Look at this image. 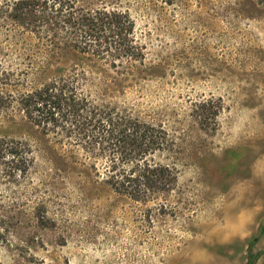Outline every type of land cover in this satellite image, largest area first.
<instances>
[{
	"label": "rangeland",
	"instance_id": "1",
	"mask_svg": "<svg viewBox=\"0 0 264 264\" xmlns=\"http://www.w3.org/2000/svg\"><path fill=\"white\" fill-rule=\"evenodd\" d=\"M15 1L0 0V62L23 79L9 86L0 139L28 159L17 165L9 146L0 154V264H246L255 237L264 252V0H76L134 20L144 64L120 82L90 71L84 89L173 138L177 184L144 200L74 172L68 138L26 116L17 98L35 88L26 77L42 60L10 34L52 33L35 13L16 22ZM70 32L45 44L44 64Z\"/></svg>",
	"mask_w": 264,
	"mask_h": 264
},
{
	"label": "trees",
	"instance_id": "2",
	"mask_svg": "<svg viewBox=\"0 0 264 264\" xmlns=\"http://www.w3.org/2000/svg\"><path fill=\"white\" fill-rule=\"evenodd\" d=\"M28 13H35L36 27L45 28L52 35L40 34L36 29L35 36L10 34L17 50L22 43H32L35 58L42 60L35 63V71L26 77L29 80L35 74V88L17 98L26 116L45 131L52 130L68 138L74 172L92 173L115 193L133 200L172 191L178 171L175 162L169 159L174 148L169 132L162 125L145 121L105 99L93 98L84 89L90 71L99 70L120 82L134 75L138 64H144L145 53L133 37L134 20L130 15L105 7L77 8L76 0L14 2L11 17L16 22L23 23ZM67 27L71 35L65 43V53L50 57L44 64V59H49L45 44L53 43V35ZM108 69L116 74H110ZM18 74L0 62V110L10 107L16 99L9 86H19L23 75ZM106 93L109 91L102 92ZM8 146L17 165L27 161L18 145L12 146L5 139H0V154ZM165 152L168 160L161 158ZM98 162L103 170L97 166ZM159 204V211L165 210L166 205ZM256 240L257 237L250 242L246 264H256L264 253L254 250Z\"/></svg>",
	"mask_w": 264,
	"mask_h": 264
}]
</instances>
